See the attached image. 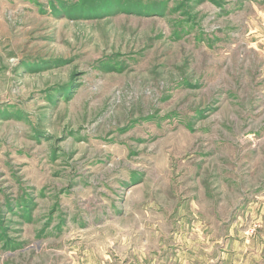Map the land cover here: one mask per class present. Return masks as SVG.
I'll use <instances>...</instances> for the list:
<instances>
[{"label":"rangeland","instance_id":"obj_1","mask_svg":"<svg viewBox=\"0 0 264 264\" xmlns=\"http://www.w3.org/2000/svg\"><path fill=\"white\" fill-rule=\"evenodd\" d=\"M191 210L264 241V0H0V264L158 263Z\"/></svg>","mask_w":264,"mask_h":264},{"label":"crops","instance_id":"obj_2","mask_svg":"<svg viewBox=\"0 0 264 264\" xmlns=\"http://www.w3.org/2000/svg\"><path fill=\"white\" fill-rule=\"evenodd\" d=\"M192 212L195 218L189 224L184 218V213H181L180 223L173 232L175 237H170L175 243L171 252L169 250L171 246L165 245L167 222L160 221L158 225L152 224L150 214L146 215L150 219L143 218L147 230L160 233L159 239L154 240V244L151 240H145L148 250L154 247L158 250L165 249L158 263L149 257V261L147 260L145 264H264L263 240L256 238L255 240L249 236L245 239L240 236L231 237L228 234L225 235L222 229V234H217V226L209 212L191 210ZM162 217L165 216L162 215ZM146 229L142 225L139 231L144 232ZM175 248H177L176 251ZM151 254L152 252H149V255Z\"/></svg>","mask_w":264,"mask_h":264}]
</instances>
